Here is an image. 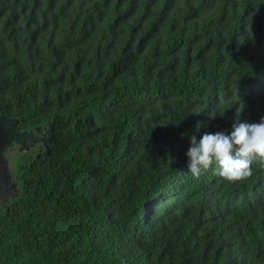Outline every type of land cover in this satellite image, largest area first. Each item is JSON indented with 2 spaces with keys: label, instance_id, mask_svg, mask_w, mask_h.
I'll list each match as a JSON object with an SVG mask.
<instances>
[{
  "label": "trees",
  "instance_id": "1",
  "mask_svg": "<svg viewBox=\"0 0 264 264\" xmlns=\"http://www.w3.org/2000/svg\"><path fill=\"white\" fill-rule=\"evenodd\" d=\"M12 157L0 264H264V160L188 169L192 136L264 118V0H0Z\"/></svg>",
  "mask_w": 264,
  "mask_h": 264
},
{
  "label": "clouds",
  "instance_id": "2",
  "mask_svg": "<svg viewBox=\"0 0 264 264\" xmlns=\"http://www.w3.org/2000/svg\"><path fill=\"white\" fill-rule=\"evenodd\" d=\"M186 155L193 176L215 163L217 176L229 182L242 181L252 175L253 157L264 160V118L259 123L236 122L230 134L205 133L199 140L192 136Z\"/></svg>",
  "mask_w": 264,
  "mask_h": 264
},
{
  "label": "water",
  "instance_id": "3",
  "mask_svg": "<svg viewBox=\"0 0 264 264\" xmlns=\"http://www.w3.org/2000/svg\"><path fill=\"white\" fill-rule=\"evenodd\" d=\"M53 136V121L47 123L44 134L36 135L32 130H23L18 125L17 118L0 114V199L4 205L20 192L14 178L9 154L12 151L21 153L29 151L40 143L44 145L45 152H48V142L52 140Z\"/></svg>",
  "mask_w": 264,
  "mask_h": 264
},
{
  "label": "rangeland",
  "instance_id": "4",
  "mask_svg": "<svg viewBox=\"0 0 264 264\" xmlns=\"http://www.w3.org/2000/svg\"><path fill=\"white\" fill-rule=\"evenodd\" d=\"M32 130V129H31ZM30 131V130H29ZM33 131V133L35 132L34 130H32ZM36 147H38V146H36ZM16 151H12L10 154H9V159H11V156L15 153Z\"/></svg>",
  "mask_w": 264,
  "mask_h": 264
},
{
  "label": "flooded vegetation",
  "instance_id": "5",
  "mask_svg": "<svg viewBox=\"0 0 264 264\" xmlns=\"http://www.w3.org/2000/svg\"><path fill=\"white\" fill-rule=\"evenodd\" d=\"M44 132H45V129H44V131H43V132H38V131H35L34 133H35L36 135H42V134H44Z\"/></svg>",
  "mask_w": 264,
  "mask_h": 264
}]
</instances>
